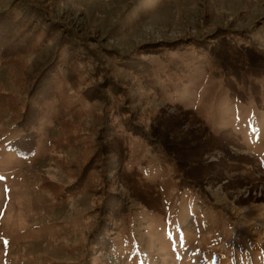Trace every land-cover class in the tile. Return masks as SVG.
<instances>
[{
	"label": "rangeland",
	"instance_id": "374dc122",
	"mask_svg": "<svg viewBox=\"0 0 264 264\" xmlns=\"http://www.w3.org/2000/svg\"><path fill=\"white\" fill-rule=\"evenodd\" d=\"M28 1L57 30L0 63V264H264V0ZM138 52L151 76L111 56ZM50 65L63 111L44 104L19 156L15 112ZM117 103L146 139L106 131Z\"/></svg>",
	"mask_w": 264,
	"mask_h": 264
},
{
	"label": "trees",
	"instance_id": "16d2710c",
	"mask_svg": "<svg viewBox=\"0 0 264 264\" xmlns=\"http://www.w3.org/2000/svg\"><path fill=\"white\" fill-rule=\"evenodd\" d=\"M17 1L21 3H17ZM12 7L9 8L7 11L0 13V63H9L10 60L13 62H18L20 55H25L27 53H31L33 50H37L39 47L38 45H43V42L46 41V39L49 37L51 32L56 29V25L52 26V29L45 27V18L40 17L43 15V13H40L35 6L31 5V3L28 0H12ZM17 6V7H16ZM22 8V9H19ZM39 15V16H38ZM38 18H40L38 20ZM42 36V42H38V37ZM60 41L64 44H67L69 46V57L68 61L72 58H76L77 56V50L82 43H79L74 40V38H68L64 39L61 38ZM193 45L195 46L196 50L206 51L207 49L204 48L203 45L199 43L193 42ZM171 45H164V47H172ZM40 50V49H38ZM37 50V51H38ZM156 51V47L151 48L149 47L148 52L152 53ZM87 54V53H86ZM140 53H135V56H124L113 54L112 57L116 59H121L124 61L123 64L132 65L135 70H137V73L140 76H151L149 72V66L146 65V63L139 62V55ZM88 55V54H87ZM93 57L94 61H97V57L95 55H91ZM100 60V59H99ZM98 60V64H99ZM94 63V62H93ZM17 66V65H16ZM98 67V66H97ZM96 67V68H97ZM214 65L212 64V69H214ZM147 69V72L145 70ZM171 71H169V77L172 80H179L182 76V72L185 71L183 68H178L175 66L169 68ZM141 71H144L142 74ZM56 66L50 65L48 68H46L40 75L37 77L36 85L33 88V91L31 93V96L34 98V104L32 105H26L21 112L16 113V127L20 129L23 134L22 137L15 141L13 144H11V147H16L15 151L19 156H29L33 154L35 149V141H36V133H35V127L36 123L38 122V119L44 110L42 107H44V104L50 100H53L54 98L58 99V107L60 112L63 111L64 107V99L59 95L57 88H56V79L54 77V74H56ZM69 84L72 85L74 88L77 86L78 79L75 80V73H71L68 76ZM114 88H111V90ZM118 93V92H117ZM82 95L85 98L89 97V92L87 90H84ZM107 105V108L110 106L109 103L105 102V107ZM63 106V107H62ZM10 108V106H8ZM115 107V111L113 113L112 117L110 118V121L105 122V129L109 132V134H112V132H115V130L118 128L116 123H114V118L116 116H121L122 122L124 123V128L126 131L131 132L133 135L140 136L144 139L147 137L143 134H141L135 127L131 125L130 122V116L126 115L125 111L122 110V106L119 105V103L113 105ZM127 116V117H125ZM79 177L78 183L81 187V189L85 191H90L91 189L86 184V180L84 178ZM41 187L44 190L50 191V193H56L58 192V196H64L66 194L68 189H63L58 184H55L49 180H42L41 181ZM190 187V186H188ZM113 213V212H112ZM111 213V215H112ZM97 232V230H96ZM100 236H96L94 233H92L91 238L92 241H95L94 243L96 245H99V240H104V235L99 234ZM93 236V237H92ZM98 237L99 239H97ZM104 245V244H103ZM102 245V246H103ZM106 246V244L104 245Z\"/></svg>",
	"mask_w": 264,
	"mask_h": 264
},
{
	"label": "snow or ice",
	"instance_id": "6c2138e0",
	"mask_svg": "<svg viewBox=\"0 0 264 264\" xmlns=\"http://www.w3.org/2000/svg\"><path fill=\"white\" fill-rule=\"evenodd\" d=\"M0 179H2V177H0Z\"/></svg>",
	"mask_w": 264,
	"mask_h": 264
}]
</instances>
